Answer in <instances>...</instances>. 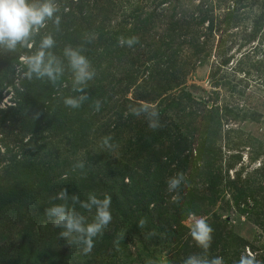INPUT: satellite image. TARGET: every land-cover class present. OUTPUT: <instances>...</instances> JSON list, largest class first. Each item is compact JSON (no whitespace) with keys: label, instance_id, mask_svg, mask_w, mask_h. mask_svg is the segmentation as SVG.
I'll return each mask as SVG.
<instances>
[{"label":"trees","instance_id":"1","mask_svg":"<svg viewBox=\"0 0 264 264\" xmlns=\"http://www.w3.org/2000/svg\"><path fill=\"white\" fill-rule=\"evenodd\" d=\"M56 2L59 28L47 21L31 49L0 50V102L4 89L13 91V103L0 106V264H117L113 259L127 232L142 240L146 232L164 238L173 251L170 261L182 264L187 256L203 253L184 223L189 216H203L214 229L206 255L237 264L248 242L214 209L223 199L264 231V144L259 142L250 156L253 162L261 157L259 165L245 172L243 141L230 140L233 146L226 149L218 137L223 115L248 118L249 113L226 105L222 115L219 105H208L211 97L197 100L185 87L188 76L211 54L214 38L213 77L232 65L245 77L255 70L264 86V49L252 44L264 36V0ZM245 7H259V12L244 13ZM48 34L56 40L50 51L65 68L55 85L47 78L28 80L20 63V56L34 52ZM133 35L139 37L137 45L120 46V37ZM67 45L82 46L96 72L85 89L88 100L78 109L63 103L67 96L80 95L72 91L73 76L63 56ZM235 45L248 62L237 58ZM241 81L222 76L214 84L230 85L242 96L249 82L245 86ZM144 105L159 112L155 130L148 127L145 113L130 111ZM260 115L250 117L258 120ZM227 132L240 131L231 127ZM77 162L84 168L74 169ZM177 172L185 174L186 183L178 194L167 193L166 180ZM62 188L81 199L89 192L112 197L113 220L90 252L83 251V244L69 245L45 214L47 207L60 203L52 198ZM254 258L255 264H264V255Z\"/></svg>","mask_w":264,"mask_h":264},{"label":"clouds","instance_id":"2","mask_svg":"<svg viewBox=\"0 0 264 264\" xmlns=\"http://www.w3.org/2000/svg\"><path fill=\"white\" fill-rule=\"evenodd\" d=\"M59 11L60 8L56 0H0V50L15 53L21 47L31 49L34 36L47 26V21H53L59 28L61 23V17L57 15ZM139 42V37L135 35L119 38L121 47L132 48ZM55 45V38L48 34L42 37L34 52L20 56V63L26 68L25 78L28 80L33 77L47 78L53 85L56 84L63 76L65 68L63 62L50 51ZM85 53L86 50L82 46L67 45L63 50V56L67 59L68 68L73 76L72 91L80 93L78 96H67L63 99L64 105L72 109L80 108L88 100L85 89L88 82L93 80L96 75L91 61ZM100 108L101 102L97 100L95 109L99 111ZM130 111L136 116L145 113L150 129L155 130L160 127L157 110L149 109L147 105H144L139 108H131ZM108 139L105 138V145H108ZM108 146L111 147V145ZM84 166L83 162H77L73 168L83 169ZM185 183V174L177 172L167 178L166 191L170 194H178L181 185ZM52 199L60 201V203H54L47 207L45 214L52 219L55 228L61 229L60 236L69 245L83 244V251L90 252L94 247V239L102 235L113 220L112 197L107 194L101 197L95 192H89L86 199H81L79 193L69 194L67 188H62ZM177 200L178 195L172 196L173 202ZM69 201L71 207L68 206ZM77 206L84 211H78ZM85 212L92 216L91 220L84 214ZM190 215L194 214L190 213ZM140 226H143V221ZM213 233L214 229L206 219L195 218L190 225V235L197 247L203 250V253L187 256L182 264H224L222 257L209 258L206 255L212 245ZM237 264H255V258L249 251L240 256Z\"/></svg>","mask_w":264,"mask_h":264},{"label":"rangeland","instance_id":"3","mask_svg":"<svg viewBox=\"0 0 264 264\" xmlns=\"http://www.w3.org/2000/svg\"><path fill=\"white\" fill-rule=\"evenodd\" d=\"M242 10L244 13L247 11L253 12V14L257 15V12H259V7H256L255 11L254 8L252 9L248 7H245ZM247 27L249 28L250 25ZM260 37L252 44H259L258 46H261L262 49H264V36L260 35ZM229 44L230 42L227 41L225 47H227ZM210 45L213 46V49H210L211 54L205 59V63L198 65L194 73L188 76V82L186 84L185 90L189 92L191 91L197 100H201L203 98L208 99L211 97L208 99V105H219L221 107L222 115V110L226 105L230 107L238 106L249 113L248 118H233L231 115H229V119H227L226 116L223 115V119L221 121L222 125L220 128L221 137H218V143L225 145L226 149H229L227 147L229 144L230 146H233L230 140L240 144L241 140L244 142L247 140L245 138L249 139V142L251 143L242 142L241 146L239 147L243 154L245 165L247 166L245 168L246 172L259 165V161L264 158V155H262V158L260 157L255 162L251 161L250 158V156H252V152L259 149L258 143L261 142L264 144V86H261L260 80L258 78L259 74H257L255 70H253L251 75L245 77L244 73L241 71L236 73L234 71L235 68L232 69L234 67L232 65V67L230 66L228 68H223V70L218 73L216 78L213 77L212 74L215 71L214 62L216 61L215 55H217L215 54L217 46L216 38L211 40ZM247 47L249 48V46ZM237 48L238 45H235V49H233V51H237V58L246 60L247 57H241V53H239V49ZM257 55L260 56L261 51L257 52ZM252 58L254 59L257 57L254 54L252 55ZM248 61L249 60H246L244 62ZM222 76H226L228 79L233 81V83H237L238 79H243V81H241V85L245 86L246 82H249L248 87L242 86L243 89H245V94L240 96L238 92L233 91L231 87H229L230 85H222L220 87L215 86L214 81H217V79L221 78ZM262 78L264 81V77ZM241 85L239 86V90L241 89ZM9 89L10 87H7L3 90L4 97L0 102L1 107H5L6 105L13 103L11 99L13 96V91ZM215 90H219V97L218 100L213 101V92ZM130 96H132L131 93ZM259 112L261 115L259 116L258 120L250 117L251 114H257ZM231 127L238 128L240 132H231L228 134L227 130ZM227 136L230 137L228 138ZM239 138L241 140H239ZM253 145L255 146L254 149ZM263 151L264 148L262 149V152ZM232 171H230V174H233ZM214 210H216L224 218L227 217L229 220V228H231L235 234L245 238L248 242L245 248H243L242 254H247L250 251L253 256L264 255V231L248 218L247 213H241L238 210H235V208L230 209L223 199L219 200ZM200 217L204 218L203 216L185 217L184 223L190 228L192 221L195 218ZM143 235L146 237L144 240L140 239V235L138 234L131 235L128 232L124 234L123 236L126 238L123 239L119 250H116L117 256H115L116 259L113 256V260H115L117 264H174L170 261L171 258H169V255L172 254L173 251L163 240L164 238L161 239L159 237L156 240L154 234L151 232H146ZM74 249H76L74 251H77V249L80 250L81 248L75 247ZM78 258L79 257L77 256V259Z\"/></svg>","mask_w":264,"mask_h":264}]
</instances>
